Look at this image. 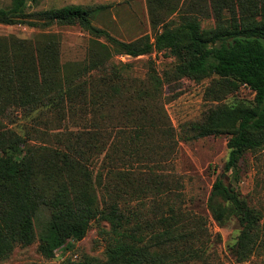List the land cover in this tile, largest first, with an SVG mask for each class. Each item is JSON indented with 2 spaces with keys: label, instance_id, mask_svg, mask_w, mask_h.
Returning <instances> with one entry per match:
<instances>
[{
  "label": "trees",
  "instance_id": "obj_1",
  "mask_svg": "<svg viewBox=\"0 0 264 264\" xmlns=\"http://www.w3.org/2000/svg\"><path fill=\"white\" fill-rule=\"evenodd\" d=\"M147 6L152 33L132 41L94 25L95 11L81 4L33 13L28 0L0 7L1 24L79 25L91 36L83 62L63 63L58 33L41 31L31 39L0 35V125L13 108L27 116L46 111L61 120L68 112L77 114L81 101L97 115L110 108V120L126 125L121 131L110 129V136L95 126L67 128L57 135V147L33 146L17 133L0 134V260L37 239L39 252L51 259L61 246L84 238L95 221L110 226L105 264H189L200 257L199 250L184 245L193 229L181 217L148 221L131 206L134 199L142 202L164 191L161 178L153 176L145 184L132 176L143 174V166L155 173L146 163L162 148L154 134L176 137L171 125L162 128L166 121L157 103L168 72L161 77L148 59L153 84L144 86L125 74L133 63H117V55L138 58L169 51L176 58V79L215 77L219 90L209 91L217 101L248 86L255 92L252 100L221 101L201 121L188 123L182 138L229 135L225 169L236 174L248 153L264 151V0H147ZM203 19H214L215 25L203 27ZM114 110L120 115L113 117ZM131 179L145 195L134 198L138 192L129 185ZM208 206L219 224L238 221L241 229L231 248L239 261L264 245L263 211L219 177ZM44 210L49 215L39 232L37 220ZM156 225L163 229L156 231Z\"/></svg>",
  "mask_w": 264,
  "mask_h": 264
},
{
  "label": "rangeland",
  "instance_id": "obj_2",
  "mask_svg": "<svg viewBox=\"0 0 264 264\" xmlns=\"http://www.w3.org/2000/svg\"><path fill=\"white\" fill-rule=\"evenodd\" d=\"M11 3L12 0H0V7L10 6ZM68 4H81L93 9L94 25L108 30L121 40L132 41L152 33L147 0H28L27 10L33 13ZM172 17L177 20L176 16ZM214 25V19L202 20L203 27ZM42 29L44 28L24 22L0 23V35L31 39L34 34L41 31L58 33L62 45L61 61L83 62L91 45V36L87 31L79 25H54ZM150 58L161 77L163 72L169 74V79H164L157 103L165 116L166 125L162 128L169 129L171 125L176 139L169 138L161 132L154 134V141H158L162 148L158 153L149 156L153 158L152 162L146 163L152 166L155 173H150L149 169L143 166L141 168L143 174L132 176L141 177L145 184H148L153 176L155 179L161 178L165 182L164 191L160 196L144 198L142 202L134 199L131 206L133 209H139L143 218L148 221H155L160 216L169 220L171 215L181 217L182 222L189 229H193V236L189 237L184 245L192 246L200 252V257L189 264H264V245L257 248L246 261L237 259L231 245L241 229L238 221L231 218L221 225L214 219L208 206L213 185L219 177L227 186L238 190L250 205L258 207L264 213V151L248 153L241 161L236 174L233 170L225 169L229 154L227 144L229 135H211L198 139L182 138L187 136V124L201 121L210 107L221 101H249L254 98L255 92L248 86H241L238 91L227 93L221 101H217L209 91L210 88L219 90L215 77L200 81H194L188 76L176 79L172 74L176 58L169 51L154 52L151 57L143 55L132 58L129 55H117L115 61L133 63V67L125 74L136 79L137 83L152 86L151 70L147 66ZM24 111L20 108L11 109L9 117H5L0 125V134L10 136L17 133L27 143L36 147H57L58 142L55 140L58 139L57 135L67 128L78 131L95 126L103 131H109L107 135L110 136V129L117 132L126 127L122 120H110V108L106 107L98 114L100 116L98 118L97 114L91 113V108L84 101L78 104L77 114L68 112L61 120H58L57 114L46 111L41 115L34 113L32 116H27ZM118 115L119 110L112 112L113 117ZM95 117L97 118L94 120ZM93 161L96 167L95 159ZM129 185L133 191L138 192L133 194L134 198L138 194L145 195L138 191L140 184L137 180L131 179ZM132 189L130 188V191ZM138 198L140 197L136 199ZM48 215L46 210L39 214L37 220L39 232L43 231ZM109 228L105 221L93 222L84 238L61 246L51 259L45 258L39 252L40 240L37 239L29 246H17L9 257L0 260V264H70L71 261L83 260L105 264L104 252ZM161 229L162 225H156V231Z\"/></svg>",
  "mask_w": 264,
  "mask_h": 264
},
{
  "label": "water",
  "instance_id": "obj_3",
  "mask_svg": "<svg viewBox=\"0 0 264 264\" xmlns=\"http://www.w3.org/2000/svg\"><path fill=\"white\" fill-rule=\"evenodd\" d=\"M228 187H229V188H231V186H230V185H229Z\"/></svg>",
  "mask_w": 264,
  "mask_h": 264
}]
</instances>
